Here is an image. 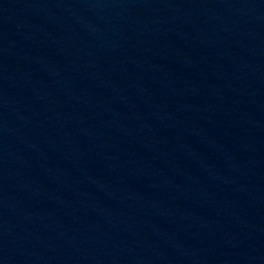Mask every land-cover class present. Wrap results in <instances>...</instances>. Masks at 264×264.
Wrapping results in <instances>:
<instances>
[{"label": "water", "instance_id": "water-1", "mask_svg": "<svg viewBox=\"0 0 264 264\" xmlns=\"http://www.w3.org/2000/svg\"><path fill=\"white\" fill-rule=\"evenodd\" d=\"M0 264H264V0H0Z\"/></svg>", "mask_w": 264, "mask_h": 264}]
</instances>
